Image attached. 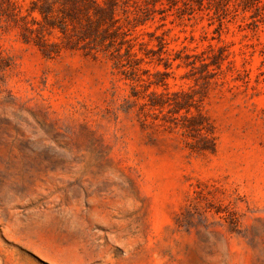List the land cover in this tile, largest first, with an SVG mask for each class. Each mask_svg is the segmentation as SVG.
I'll return each instance as SVG.
<instances>
[{"label":"rangeland","instance_id":"rangeland-1","mask_svg":"<svg viewBox=\"0 0 264 264\" xmlns=\"http://www.w3.org/2000/svg\"><path fill=\"white\" fill-rule=\"evenodd\" d=\"M15 1L0 264H264V0Z\"/></svg>","mask_w":264,"mask_h":264},{"label":"trees","instance_id":"trees-1","mask_svg":"<svg viewBox=\"0 0 264 264\" xmlns=\"http://www.w3.org/2000/svg\"><path fill=\"white\" fill-rule=\"evenodd\" d=\"M67 3L72 4L73 6H75V8H78L80 10H82V13L84 12V18L86 21V25L87 27L86 29V33L88 37H91V40H95V41H99L102 43V45L105 46H109V44H112L113 38L110 37V33L108 32L109 28H103V23H102V19H101V12L103 10H105L107 7H102L100 4V0H92V9H93V17L89 14V11L86 12L84 5H78L79 3H81V0H64ZM106 3V1H104ZM227 7L223 8L224 11H227L226 9ZM38 10L40 11V13H43V10H41L40 8H38ZM51 11V10H50ZM233 11H236V8H234ZM74 13H76V11L73 10ZM18 14V4L15 0H0V20L5 19V20H14L16 21V16ZM113 9L108 8V10L106 11V15H108V19H113ZM72 15V14H70ZM44 19H46V16H44ZM48 21V19H47ZM52 25V24H51ZM109 25V23L107 24ZM111 26V24H110ZM24 27L26 28V30L32 31L31 28H29L27 25L24 24ZM64 27L62 26L60 27V30L64 33ZM109 27V26H108ZM26 35V34H25ZM39 38V37H38ZM26 40V38L24 39ZM28 41V40H26ZM215 57H217L215 55ZM220 59H222V54L220 56ZM188 63H195V62H188ZM216 63V62H215ZM202 65L205 63H201ZM178 96H184L183 94H175V106L179 105V101L176 100V97ZM169 99H164L161 96L155 95L153 94V96L151 97V100L149 101L148 105L151 108H156V107H163L164 105H169ZM199 127V126H198ZM199 129H202L201 127H199Z\"/></svg>","mask_w":264,"mask_h":264}]
</instances>
